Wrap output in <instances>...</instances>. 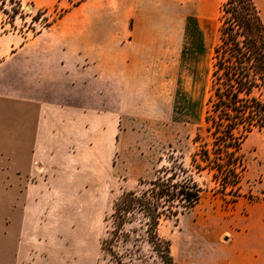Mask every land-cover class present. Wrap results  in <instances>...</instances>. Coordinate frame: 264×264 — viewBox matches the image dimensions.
Segmentation results:
<instances>
[{"label": "crops", "instance_id": "crops-1", "mask_svg": "<svg viewBox=\"0 0 264 264\" xmlns=\"http://www.w3.org/2000/svg\"><path fill=\"white\" fill-rule=\"evenodd\" d=\"M29 1L32 10L60 15L19 43L16 34L0 36L10 50L0 55V262L7 264L25 191L44 183L37 171L65 152L94 157L97 137L109 148L119 121L137 123L153 101L169 63L211 56L212 64L222 2ZM254 2L264 23V0ZM192 246L185 264H264V213L227 220Z\"/></svg>", "mask_w": 264, "mask_h": 264}, {"label": "rangeland", "instance_id": "rangeland-1", "mask_svg": "<svg viewBox=\"0 0 264 264\" xmlns=\"http://www.w3.org/2000/svg\"><path fill=\"white\" fill-rule=\"evenodd\" d=\"M13 1L20 7L0 4L7 12L0 10V36L6 39L9 33L16 34V43L42 31L60 15L56 9L32 10L29 0ZM12 9L19 13L13 14ZM9 51L5 41L1 57ZM168 65L172 70L165 81L161 79L153 101L145 103L137 123L119 121L109 148L97 137L94 157H87V151L69 156L65 152L63 158H48L46 171H37L44 183L41 189L25 191V214L16 219V255H10V264H108L102 241L113 231L117 199L143 189L141 183L153 180L171 156H180L185 167H190L193 138L202 125L208 96L211 56ZM242 151L245 170L236 202L227 204L215 192L210 174H194L203 189L199 203L161 221L158 233L170 241L176 264H185L186 251L199 246L204 236L227 220L250 221L264 213V131L251 133Z\"/></svg>", "mask_w": 264, "mask_h": 264}, {"label": "trees", "instance_id": "trees-1", "mask_svg": "<svg viewBox=\"0 0 264 264\" xmlns=\"http://www.w3.org/2000/svg\"><path fill=\"white\" fill-rule=\"evenodd\" d=\"M7 2L20 7L16 1L0 0L1 6ZM219 22L203 122L193 138L190 167L180 156H171L153 180L141 183L143 189L117 199L113 231L102 241L108 264H176L170 241L159 235L158 227L162 220L199 203L203 189L194 174H210L215 192L227 204L240 196L243 142L254 131H264V23L254 0H222Z\"/></svg>", "mask_w": 264, "mask_h": 264}]
</instances>
